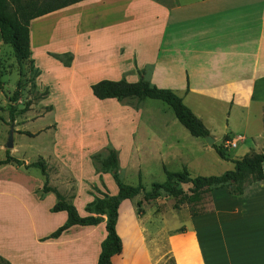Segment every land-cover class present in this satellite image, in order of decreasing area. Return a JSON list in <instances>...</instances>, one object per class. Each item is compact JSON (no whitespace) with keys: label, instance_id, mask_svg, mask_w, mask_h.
Wrapping results in <instances>:
<instances>
[{"label":"crops","instance_id":"obj_1","mask_svg":"<svg viewBox=\"0 0 264 264\" xmlns=\"http://www.w3.org/2000/svg\"><path fill=\"white\" fill-rule=\"evenodd\" d=\"M28 29L32 63H22L37 72L35 90L44 93L45 102L56 95L67 100V91L74 103L81 99L80 91L95 98L90 86L101 80L134 83L142 77L157 88L184 91L185 96L195 91L196 82L197 89L214 91L215 104L229 107L228 117L233 109L245 113L244 123L255 128L242 154L229 160L264 154V0H84L32 19ZM63 54L72 57L68 67L54 58ZM118 104L123 124H129L119 143L133 157L137 173L155 162L164 167L187 164L188 154L162 115H147L143 106L127 101ZM111 139L107 137L103 147L113 146ZM221 139L236 140L235 148L248 140L244 134ZM122 146L113 149L120 154ZM82 147L79 154L85 151ZM103 147L87 152L90 162L89 156ZM52 160L55 172L49 183L63 180L49 186L73 201L77 195L72 173ZM91 186L100 185L90 182L87 200L76 209L80 217L89 215L85 207L95 196ZM38 189L31 191L37 200L51 193L40 196ZM210 194L207 211L192 216L186 207L177 214L183 213L181 226L165 223L160 230L154 221L161 215L152 212L149 218L145 209L139 213V196L121 201L116 232L122 250L112 256L111 264H164L167 258L159 256L158 245L162 232L175 264H264V180L247 185L240 196L226 189ZM65 221L63 216L55 223L46 213L26 210L21 224L10 229L21 243L12 258H1L9 264H97L106 217L98 225L72 226L58 238H49Z\"/></svg>","mask_w":264,"mask_h":264},{"label":"rangeland","instance_id":"obj_2","mask_svg":"<svg viewBox=\"0 0 264 264\" xmlns=\"http://www.w3.org/2000/svg\"><path fill=\"white\" fill-rule=\"evenodd\" d=\"M16 1L0 0V78L3 87V90H0V160L5 158L6 152L12 157L25 161L26 164L41 159L46 165H51V168H48L50 177L55 172L53 158L57 165L72 173L71 178L75 180L77 196L76 199L70 202L76 209L80 208L79 206H82L87 200L86 189L89 187L90 182L100 185L91 186L90 193L95 195L94 198L97 197V194L101 196L116 195L117 186L112 175L111 173H103L102 175L100 162L107 155L108 149H113V146H122L119 142L124 141V132L122 131L124 126L126 130L129 124L127 122L123 124L124 119L120 105L115 100H112L111 103L108 100H97L92 96L89 99L87 93L81 91L80 93L78 91L82 96L77 103L71 100L67 94L68 91L64 93L67 100L60 95H56L50 101H47L50 104L45 102L43 100L44 93L39 94L33 87L34 72L28 71L27 66L14 57L11 46L7 44L11 39V19L16 9ZM194 89L195 91L192 90V94L187 96L184 95V91L174 92L183 99L184 104L194 115L199 116L198 118L208 129L209 136L216 137L213 145L221 146L223 135L236 136L244 134L248 138L244 144L240 143L235 149H225L228 154L227 157L235 158L234 156L242 154L250 141V136L255 133L252 124L246 126L244 123L245 113L241 115L240 111L238 113L233 109L234 112L232 111L230 117H228L229 107L213 102L211 98L213 90H199L196 82ZM16 90H18L17 101L10 103L9 99ZM201 91L203 92V94L201 93L202 96H198ZM27 102L30 103L28 111L20 113ZM127 103L131 106H143L147 115H162V121L168 122L175 139L178 141L179 146L185 149L189 159L186 165L172 162L168 166L165 165V167L155 162L151 164L150 168L137 173L134 168L133 157L126 153L125 148L122 146V152L118 154V173L123 183L136 186L140 181L145 191H150L153 183H163L165 181L163 167L171 172H179L185 167L192 177L219 176L233 169L229 157L227 160L221 159L212 145H208L205 138L191 136L176 120L171 109L162 102L150 99H134L127 101ZM9 104L17 109L14 121H11L9 117ZM51 105H53V111L50 113L52 110ZM47 126L50 127L46 128ZM148 129L154 130L151 127H148ZM10 131L13 133L14 146L7 149L6 143ZM25 133L30 134L32 137ZM82 136H84L83 139H81ZM107 137L110 139L112 137L113 146L103 147L108 141ZM80 139L83 144H80ZM81 145L85 150L82 152H85L83 155L78 153V148ZM101 147L103 148L89 156L90 162L87 152L98 150ZM95 155L97 158L93 159ZM52 180L53 183L49 184L59 185L63 178ZM43 185L44 177L37 168L26 170L13 163L0 166V257L8 256L10 258L13 250L21 243L20 236L12 234L10 229L21 224L26 210H37L40 213H46L48 216L54 217L55 223L63 216L66 219L65 213H50V208L56 203V197L52 192L40 200H37L38 197L31 194L34 188L40 187L37 192L42 196ZM179 188L188 193L190 185H179ZM210 195V192L205 193L197 203L188 205L181 202L179 198L168 197L162 191L158 199L153 201H144L142 194H140L137 200V203H139L137 209L139 213L144 212V209L147 210L149 218L152 212L161 215V219L155 220L158 222L155 223L154 221L159 230L161 227H165V223H168L169 227L181 226L184 222L183 213L177 214L186 207L190 212L193 210L195 213L207 211L211 207ZM35 200H37L36 203ZM175 215L177 216L175 217ZM1 228L5 230H1ZM160 234L158 235V245L161 247L159 256H165L166 258L168 256L167 247L162 239L164 232ZM164 264H167L166 261Z\"/></svg>","mask_w":264,"mask_h":264},{"label":"trees","instance_id":"obj_3","mask_svg":"<svg viewBox=\"0 0 264 264\" xmlns=\"http://www.w3.org/2000/svg\"><path fill=\"white\" fill-rule=\"evenodd\" d=\"M81 1L84 0H17L15 3L16 9L11 19V39L7 42L12 48L14 57L20 62L30 60L31 52L28 28L29 22L32 19ZM54 58L67 67L72 62V57L69 54L55 55ZM29 63L31 64L32 62L29 61ZM36 75L37 72H34L33 79ZM33 87L35 88L34 82ZM90 88L92 95L101 101L106 99H115L118 102L134 99L160 101L171 109L176 120L191 136L205 138L209 135V131L201 120L194 115L174 91L157 88L142 77L134 83L127 82L125 79L118 81L101 80L92 84ZM0 90H3L1 78ZM17 96L18 90L14 92L9 102H16ZM29 106L30 103L27 102L25 107L20 110V113L27 112ZM8 110L11 121H14L15 114L17 113L16 107L9 104ZM25 134L32 137L28 133ZM212 147L221 159L227 160L228 157L225 149L215 145H212ZM96 158V155L93 156V159ZM231 162L233 169L219 176L192 177L185 167L179 172H171L163 167L165 181L163 183H153L150 191H145L140 181L136 186H131L121 181L118 173V152L114 149H108L107 155L100 162V168L102 173H111L113 181L117 186V194L114 196L104 195L102 198L95 197L85 207V211L89 214L86 217H80L75 206L68 202L57 189L49 186L48 167L43 160L39 159L37 162L26 164L22 160L11 157L6 152L5 158L0 160V166L13 163L26 170L29 168H37L40 170L41 175L44 177L42 192L44 194L52 192L56 197V203L50 208V212H65L67 216L65 223L55 230L49 238H58L72 226L98 225L102 217L105 216L106 238L100 244L97 264H111L112 256L120 254L122 250V242L116 232L118 208L121 201L133 199L140 194H142L144 201H153L158 199L162 191L168 197L179 198L181 202L190 205L197 203L203 194L218 189H226L231 196H240L243 194L247 185L264 180V154L250 153L240 159L231 160ZM179 185H190L188 193L182 191ZM190 213L192 216L196 215L193 210ZM166 258L167 264H175L172 257L167 256ZM0 264L9 263L0 257Z\"/></svg>","mask_w":264,"mask_h":264},{"label":"water","instance_id":"obj_4","mask_svg":"<svg viewBox=\"0 0 264 264\" xmlns=\"http://www.w3.org/2000/svg\"><path fill=\"white\" fill-rule=\"evenodd\" d=\"M205 139L207 140L208 145L214 144V139H212L209 135L206 136ZM13 143H14L13 133L10 131V133L8 135L7 143H6V148L11 149L13 147Z\"/></svg>","mask_w":264,"mask_h":264},{"label":"built area","instance_id":"obj_5","mask_svg":"<svg viewBox=\"0 0 264 264\" xmlns=\"http://www.w3.org/2000/svg\"><path fill=\"white\" fill-rule=\"evenodd\" d=\"M236 145H237L236 140H226V141H222L221 143V147L223 149H232V148H235Z\"/></svg>","mask_w":264,"mask_h":264}]
</instances>
